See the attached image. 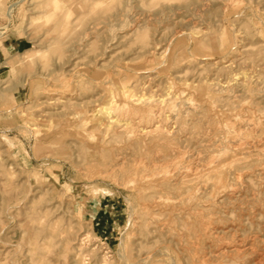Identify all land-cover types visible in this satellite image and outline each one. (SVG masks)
<instances>
[{
	"label": "rangeland",
	"instance_id": "obj_1",
	"mask_svg": "<svg viewBox=\"0 0 264 264\" xmlns=\"http://www.w3.org/2000/svg\"><path fill=\"white\" fill-rule=\"evenodd\" d=\"M263 122L264 0H0V264H264Z\"/></svg>",
	"mask_w": 264,
	"mask_h": 264
},
{
	"label": "bare ground",
	"instance_id": "obj_2",
	"mask_svg": "<svg viewBox=\"0 0 264 264\" xmlns=\"http://www.w3.org/2000/svg\"><path fill=\"white\" fill-rule=\"evenodd\" d=\"M229 49V48H228ZM229 61V60H228ZM231 65V64H230ZM235 75H237V74H235ZM237 76H239V75H237ZM234 77V76H233ZM232 79V78H231ZM236 79V78H235ZM226 80V79H225ZM233 81V80H232ZM232 81H229V82H232ZM236 81V80H235ZM234 82V81H233ZM210 84V83H209ZM227 84H228V82H227ZM174 85V84H173ZM235 85V84H234ZM124 86V85H123ZM122 86V87H123ZM248 86V85H247ZM246 86V87H247ZM126 87H128V86H125V88ZM119 88V87H118ZM124 89V88H123ZM143 89V88H142ZM112 91V90H111ZM207 91V90H206ZM175 92V91H174ZM209 92V91H208ZM212 92V91H211ZM144 93V92H143ZM176 93V92H175ZM178 93V92H177ZM187 93V92H186ZM182 94V93H181ZM211 94V93H210ZM139 95V94H138ZM197 95V94H196ZM204 95V94H203ZM146 96V95H145ZM169 96V95H168ZM211 96V95H210ZM114 97V96H113ZM150 97V96H149ZM173 97V96H172ZM131 98V97H130ZM115 99V98H114ZM159 99V98H158ZM161 99V98H160ZM140 100V99H139ZM171 100V99H170ZM131 101V100H130ZM133 101V100H132ZM168 101V100H167ZM176 101V100H175ZM206 101V100H205ZM115 102V101H114ZM127 103V102H126ZM161 103H162V101H161ZM195 103V102H194ZM111 104H113V103H111ZM163 104V103H162ZM169 104V103H168ZM167 104V105H168ZM190 104V103H189ZM140 108V107H139ZM171 108V107H170ZM164 109V108H163ZM172 109V108H171ZM219 110H221V109H219ZM223 110V109H222ZM110 111H111V109H110ZM166 111V110H165ZM176 111V110H175ZM178 111V110H177ZM148 112H150V111H148ZM167 112H169V110L167 111ZM107 113H109V112H107ZM135 113V112H134ZM151 113V112H150ZM178 113V112H177ZM229 113V112H228ZM253 114V113H252ZM106 115V114H105ZM108 115H110V114H108ZM149 115V114H148ZM161 115V114H160ZM247 115V114H246ZM114 116V115H113ZM150 116V115H149ZM171 116V115H170ZM230 116V115H229ZM244 116V115H243ZM242 117V116H241ZM136 118V117H135ZM173 118V117H172ZM233 118V117H232ZM113 120H114V118H113ZM139 120V119H138ZM141 120V119H140ZM159 120V119H158ZM174 120H175V118H174ZM237 120V119H236ZM142 121V120H141ZM250 121H252V120H250ZM160 122V121H159ZM229 122V121H228ZM259 122V121H258ZM138 123V122H137ZM154 123V122H153ZM180 123V122H179ZM238 123V122H237ZM264 123V122H263ZM140 124H141V122H140ZM240 124V123H239ZM151 125V124H150ZM111 126V125H110ZM245 126V125H244ZM253 126V125H252ZM132 127V126H131ZM139 127H140V125H139ZM149 127V126H148ZM155 127V126H154ZM158 127V126H157ZM213 127V126H212ZM225 127V126H224ZM133 128V127H132ZM144 128V127H143ZM253 128V127H252ZM256 128V127H255ZM254 128V129H255ZM145 129V128H144ZM158 129V128H157ZM222 129V128H221ZM248 129H250V128H248ZM233 130V129H232ZM256 130V129H255ZM113 131V130H112ZM148 131V130H147ZM219 131V130H218ZM250 131V130H249ZM262 131V130H261ZM102 132V131H101ZM134 132V131H133ZM239 132V131H238ZM237 132V133H238ZM248 132V131H247ZM246 132V133H247ZM106 133V132H105ZM262 133H263V131H262ZM102 134V133H101ZM104 134V133H103ZM131 134V133H130ZM142 134V133H141ZM151 134V133H150ZM241 134V133H240ZM239 134V135H240ZM248 134V133H247ZM250 134H252V133H250ZM108 135V134H107ZM109 135H112V134H109ZM200 135V134H199ZM254 135V134H253ZM103 136V135H102ZM264 136V135H263ZM107 137V136H106ZM105 137V138H106ZM151 137V136H150ZM251 137V135L249 136V138ZM256 137V136H255ZM255 137H254V139H255ZM258 138V137H257ZM256 138V139H257ZM260 138V137H259ZM263 138V137H262ZM153 139V138H152ZM224 139V138H223ZM237 139V138H236ZM252 139V138H251ZM107 140V139H106ZM157 140H158V138H157ZM243 140V139H242ZM208 141V140H207ZM226 141V140H225ZM236 141V140H235ZM259 141V140H258ZM156 142V141H155ZM220 142V141H219ZM241 142V141H240ZM254 142V141H253ZM103 143V142H102ZM99 144V143H98ZM98 144H96V145H98ZM252 144V143H251ZM247 145V144H246ZM250 145V144H249ZM215 146V145H214ZM236 146V145H235ZM254 146V145H253ZM252 148V147H251ZM262 148V147H261ZM264 148V147H263ZM212 149V148H211ZM225 149V148H224ZM234 149V148H233ZM227 151V150H226ZM243 151H245V150H243ZM249 151H250V149H249ZM232 152V151H231ZM251 153V152H250ZM259 153H261V152H259ZM221 154V153H220ZM252 154H253V152H252ZM219 155V154H218ZM165 156V155H164ZM177 156V155H176ZM219 157V156H218ZM258 157V156H257ZM166 158V157H165ZM165 158H164V160H165ZM232 160V159H231ZM144 161V160H143ZM146 161V160H145ZM144 161V162H145ZM154 161V160H153ZM167 161V160H166ZM251 161V160H250ZM253 161V160H252ZM257 161V160H256ZM155 162V161H154ZM166 163V162H165ZM237 163H239V162H237ZM245 164V163H244ZM259 164H261V163H259ZM223 165V164H222ZM193 166V165H192ZM220 166V165H219ZM226 166V165H225ZM138 167V166H137ZM165 167H167V166H165ZM169 167V166H168ZM223 167V166H222ZM193 168V167H192ZM253 168V167H252ZM134 169V168H133ZM182 169V168H181ZM216 169V168H215ZM221 169V168H220ZM169 170V169H168ZM163 171H164V169H163ZM183 171V170H182ZM220 171V170H219ZM226 171V170H225ZM224 171V172H225ZM167 172V171H166ZM165 171L163 172V173H166ZM227 172H229V171H227ZM261 172V171H260ZM264 172V171H263ZM181 173V172H180ZM179 173V174H180ZM183 173H184V171H183ZM222 173V172H221ZM187 174V173H186ZM211 174V173H210ZM262 174V173H261ZM164 175V174H163ZM167 175V174H166ZM169 175V174H168ZM167 175V176H168ZM201 175V174H200ZM169 176H171V175H169ZM136 177V176H135ZM144 177V176H143ZM148 177V176H147ZM161 177V176H160ZM203 177V176H202ZM262 177V176H261ZM264 177V176H263ZM139 178V177H138ZM163 177H161V179H162ZM169 178V177H168ZM201 179V178H200ZM237 179V178H236ZM236 179H235V181H236ZM159 180V179H158ZM164 182H165V179H162ZM169 180V179H168ZM209 180V179H208ZM239 180V179H238ZM241 180V179H240ZM163 182V183H164ZM158 183V182H157ZM169 183H170V181H169ZM236 183V182H235ZM242 183V182H241ZM137 184V183H136ZM148 184V183H147ZM186 184H188V183H186ZM193 184V183H192ZM246 184V183H245ZM138 185V184H137ZM157 185V184H156ZM197 185V184H196ZM202 185V184H201ZM168 186V185H167ZM240 186V185H239ZM158 187H160V186H158ZM203 187V186H202ZM238 187V186H237ZM242 187V186H241ZM168 188V187H167ZM247 188V187H246ZM166 189V188H165ZM237 189V188H236ZM242 189V188H241ZM152 190V189H151ZM161 190V189H160ZM168 190H169V188H168ZM167 190V191H168ZM164 191V190H163ZM228 191H230V190H228ZM233 191V190H232ZM172 192V191H171ZM240 192V191H239ZM251 192V191H250ZM156 193V192H155ZM169 193H170V191H169ZM231 193V192H230ZM240 193H242V191L240 192ZM252 193V192H251ZM218 194H220V193H218ZM233 194V193H232ZM253 194V193H252ZM167 195H168V193H167ZM191 195V194H190ZM196 195V194H195ZM250 196H251V194H250ZM162 198V197H161ZM246 198V197H245ZM157 200V199H156ZM159 200V199H158ZM164 200V199H163ZM186 200V199H185ZM146 201V200H145ZM153 201V200H152ZM218 201V200H217ZM222 202V201H221ZM165 203V202H164ZM168 203V202H167ZM173 203V202H172ZM189 205V204H188ZM219 206V205H218ZM158 207V206H157ZM223 207V206H222ZM175 208V207H174ZM179 208V207H178ZM177 208V209H178ZM215 208V207H214ZM157 209V208H156ZM200 209V208H199ZM163 210V209H162ZM213 210V209H212ZM215 210V209H214ZM173 211V210H172ZM148 212V211H147ZM162 212V211H161ZM160 212V213H161ZM199 212V211H198ZM204 212H206V211H204ZM165 213V212H164ZM164 213H163V215H164ZM175 213V212H174ZM191 213V212H190ZM143 214V213H142ZM166 214V213H165ZM169 214H170V211H169ZM195 214V213H194ZM151 215V214H150ZM158 215V214H157ZM189 215H191V214H189ZM144 216V215H143ZM152 216V215H151ZM150 216V217H151ZM160 216V215H159ZM180 216V215H179ZM156 217H158V216H155V218ZM168 217H170V216H168ZM172 217V216H171ZM194 217V216H193ZM145 218V217H144ZM166 218V217H165ZM181 218V217H180ZM140 219H142V217L140 218ZM168 219V218H167ZM176 219V218H175ZM152 220V219H151ZM150 220V221H151ZM164 221V220H163ZM169 221V220H168ZM175 222V221H174ZM147 223V222H146ZM172 223V222H171ZM143 224V223H142ZM150 225L152 224L153 225V223L151 222V223H149ZM165 224H167V220H166V223ZM146 226V225H145ZM163 226V225H162ZM170 226V225H169ZM155 227V226H154ZM158 227V226H157ZM172 227V226H171ZM163 228V227H162ZM161 228V229H162ZM169 229V228H168ZM174 229V228H173ZM153 230V229H152ZM157 230V229H156ZM175 230H177V229H175ZM206 231V230H205ZM155 232V231H154ZM264 245V244H263ZM261 246V245H260ZM220 247V246H219ZM218 249V248H217ZM258 251V250H257ZM259 253V252H258ZM261 253V252H260ZM259 256H260V254H259ZM198 260L197 259H194V258H192V264H195L196 262H197Z\"/></svg>",
	"mask_w": 264,
	"mask_h": 264
}]
</instances>
